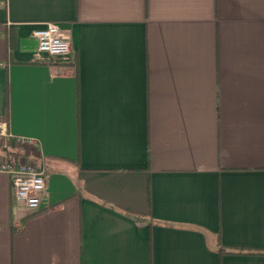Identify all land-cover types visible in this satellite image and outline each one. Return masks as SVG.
<instances>
[{"label":"crops","instance_id":"crops-1","mask_svg":"<svg viewBox=\"0 0 264 264\" xmlns=\"http://www.w3.org/2000/svg\"><path fill=\"white\" fill-rule=\"evenodd\" d=\"M1 121L0 264H264V0H0Z\"/></svg>","mask_w":264,"mask_h":264},{"label":"built area","instance_id":"built-area-1","mask_svg":"<svg viewBox=\"0 0 264 264\" xmlns=\"http://www.w3.org/2000/svg\"><path fill=\"white\" fill-rule=\"evenodd\" d=\"M38 51L55 61H75L69 36L56 23H46L34 31ZM15 143L22 148H36L39 141L30 137L14 135L5 121L0 122V142ZM0 172L11 178L13 198L32 212L40 211L47 188V173L44 168L28 159L2 158Z\"/></svg>","mask_w":264,"mask_h":264}]
</instances>
